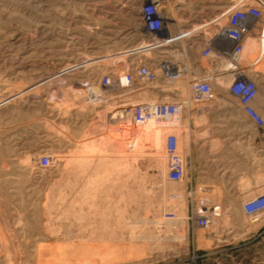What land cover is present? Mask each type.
Here are the masks:
<instances>
[{"label":"rangeland","instance_id":"374dc122","mask_svg":"<svg viewBox=\"0 0 264 264\" xmlns=\"http://www.w3.org/2000/svg\"><path fill=\"white\" fill-rule=\"evenodd\" d=\"M143 1L0 0V264H264V214L253 221L243 210L262 193L238 207L222 200L224 186L169 180L166 135L179 136L180 127L165 129L164 146L154 149L142 130L106 118L138 92L100 86L105 74L123 77L147 63L159 74L155 85L166 89L164 101L181 100L185 116L193 105L189 81L164 83L159 64L185 63L197 77L201 64L213 71L201 51L215 34L204 32L224 29L225 11L245 0H160L164 27L142 34ZM251 1L264 14V0ZM260 42L240 63L259 98ZM133 46L140 48L124 52ZM231 81L218 88L210 80L215 96H231ZM44 155L50 166L39 165ZM252 165L259 180L264 146L253 147ZM214 204L218 217L210 213L209 226H198V208ZM181 215L183 228L167 225Z\"/></svg>","mask_w":264,"mask_h":264},{"label":"built area","instance_id":"2783aa9c","mask_svg":"<svg viewBox=\"0 0 264 264\" xmlns=\"http://www.w3.org/2000/svg\"><path fill=\"white\" fill-rule=\"evenodd\" d=\"M227 11V24L222 36L217 39L213 38L205 44L201 52L205 58L210 57L214 52L224 57L225 62L229 64L228 69L234 71L240 66L244 40L251 31L256 30L262 39L264 38V14L262 7L251 0L234 4ZM164 23L165 15L161 9V1L145 0L142 3L139 21L142 32L156 33L164 27ZM159 65V70L166 84L187 77L190 84V93L193 94L191 101L205 102L215 97L210 79L207 76H192L187 64H173L165 61ZM158 80L159 74L156 68L147 63L139 62L128 67L123 72V78L119 75L118 78L109 74L103 75L100 86L106 87L116 83L119 86L118 88L134 90L138 85H152ZM228 92L237 98L242 112L253 125L256 128H264V116L256 105V99L261 92L257 81L246 74L236 73L228 86ZM89 94L96 101L101 97V92H94V88L90 90ZM121 105L122 115L127 118L128 122L143 126L149 121L155 120L159 125L172 130L177 128L176 122L179 120L181 111L184 108L183 102L175 99L162 101L151 98L131 103L122 101ZM165 152L168 179L176 182L180 181L185 174V165L180 154L179 137L175 132L167 133ZM51 164V156L44 155L39 160L40 166L47 167ZM243 210L251 218L262 216L264 214V193L246 200L243 204ZM197 214L196 224L200 227L209 226L211 223L210 215L200 213L199 208Z\"/></svg>","mask_w":264,"mask_h":264},{"label":"crops","instance_id":"0c3cea01","mask_svg":"<svg viewBox=\"0 0 264 264\" xmlns=\"http://www.w3.org/2000/svg\"><path fill=\"white\" fill-rule=\"evenodd\" d=\"M212 27L209 26L208 29ZM140 32H142L141 28ZM183 36H188V33L183 34ZM249 36L262 41V37L256 30H252L247 37ZM247 37L245 38L246 40ZM178 38L181 37L170 38V41L174 42ZM246 40H244V43ZM170 41L167 40L166 42L170 43ZM156 44L162 45L159 42H156ZM147 46L150 47L152 45ZM139 48L133 46L124 52H135ZM157 48L154 49L156 50ZM210 58L211 65L215 71L218 70V74L224 71L225 67L220 68L219 66L221 61L225 60L224 57L214 52ZM246 61H249V59ZM199 67L201 76H207L211 81L216 79L214 70L210 71L208 67L202 64ZM150 87L147 89L142 88L140 85L136 86L134 89L135 92H138L135 95L136 101L151 99L150 96L155 95L159 96L158 99L162 101L169 99V97L163 95L166 91L163 86L152 84ZM231 96H215L205 102L191 101L193 105L190 106L189 113L182 116L183 110L181 111L177 128L180 127L179 149L185 165V174L180 183L186 188L191 185L224 186L221 187L222 200L224 202L232 201L240 207L241 203L253 191L264 193V172L259 180H253L252 177L253 147L264 146V128H256L242 112L237 98ZM256 105L264 113V94L261 98L257 97ZM121 106L107 110L106 118L108 119L110 112L120 110ZM110 124L115 127L120 125L116 123ZM124 127H129L131 132L135 131L136 133L142 130L151 144L152 131L155 127L151 126L150 123L143 126H137L132 123ZM157 129L162 130L164 139L163 132L165 129H160V127H157ZM253 185L255 187H252ZM225 186H228V188Z\"/></svg>","mask_w":264,"mask_h":264},{"label":"bare ground","instance_id":"6f19581e","mask_svg":"<svg viewBox=\"0 0 264 264\" xmlns=\"http://www.w3.org/2000/svg\"><path fill=\"white\" fill-rule=\"evenodd\" d=\"M227 14H228V11L225 12L223 15L225 16L224 18L227 17ZM217 25V23H214ZM216 28V29H215ZM214 32H211L213 31ZM224 32V29H221V28H218L217 26H213L211 28V30H209L208 32H204L205 35H207L206 33H212V34H215L214 37L212 38H219L220 36H222ZM182 36V35H181ZM179 36V37H181ZM173 38V37H171ZM255 38V37H254ZM252 37H247V40L245 41L244 43V48H243V52L241 54V57H240V63H244L247 59H249V57L252 55L251 52H256L260 47H261V42L259 40H256ZM167 40L170 41V38H164L162 41L163 42H160V41H157V43H161L163 45L164 42H166ZM171 42V41H170ZM166 43H169V42H166ZM247 64V63H246ZM249 66V65H248ZM223 67V66H222ZM229 67V64L228 62H225V68H224V71H222L221 73L217 74L216 75V86L219 88V86L221 85H227V83H229V81H231V79L234 77V74L236 73H242V74H245V69H240V66H238V69L237 70H234V71H230L228 69ZM221 68V67H220ZM253 68V67H252ZM218 71V70H217ZM123 78V77H122ZM124 82V80H123ZM116 86H118L116 83H115ZM94 88V87H93ZM96 89V88H95ZM264 94V93H263ZM167 100V99H165ZM131 103V102H130ZM108 121L110 123H116V124H122L124 126L126 125H131L133 122H128L127 121V118L125 116L122 115V111L121 109L120 110H116V111H112L109 113L108 115ZM180 121V118L179 120ZM178 121L176 122V125L178 124ZM151 124V126L155 127L153 128V132H152V138H151V143H152V146L154 147V149H161V147H163L164 145V139L162 137V130H159L157 129V127H160L161 128H164V129H167L166 127H163L162 125H159L155 120H151L149 121L148 123L144 124V125H147V124ZM179 125V124H178ZM179 137V136H178ZM163 174H165V170L163 171ZM164 177V176H163ZM178 188V187H177ZM212 209V211H211ZM217 209V206L214 204V205H207L205 207V209H201L199 208L200 212L201 213H207V214H212V217L216 218L218 217L219 213H216L215 210ZM186 216V215H185ZM261 216L257 217V218H252L253 221H257L259 220ZM186 218V217H185ZM185 218L181 216H178L177 219H174L173 221H167L168 222V226H171V225H176L178 226L180 229L183 228L184 226V223H185ZM168 220V219H167ZM154 223H157L159 221L154 220L153 221ZM178 231V229H177Z\"/></svg>","mask_w":264,"mask_h":264}]
</instances>
